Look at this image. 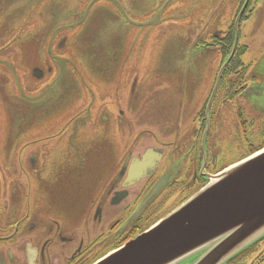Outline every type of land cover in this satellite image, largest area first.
<instances>
[{"label":"flooded vegetation","instance_id":"af4514ba","mask_svg":"<svg viewBox=\"0 0 264 264\" xmlns=\"http://www.w3.org/2000/svg\"><path fill=\"white\" fill-rule=\"evenodd\" d=\"M86 7L61 15L60 22L50 15L39 16L43 25L29 19L0 26V264H97L180 208L212 176L264 150V110L250 100L257 76L252 64L243 61L247 46L236 43V18L226 32L196 33L191 41L193 49L203 51L204 62H212L204 59L210 50L219 55L213 75L214 65L202 77L205 68L194 67V77L198 72L201 77L196 92L202 94L203 77L214 80L193 112L195 129H183L181 135L185 115L179 114L162 137L147 129L132 135L135 125L126 124L125 112L117 105L97 107L86 82L93 75L105 78L106 86L98 82L100 96L112 85L116 89L128 66L126 61L122 67L117 55L119 43L106 44V51L114 49L108 55L104 50L101 58L73 55L69 36L84 33L80 26L95 12ZM253 8L251 0L239 38ZM72 15L77 17L70 19ZM95 35L103 42L94 29L87 36ZM114 63L120 70L112 81ZM188 66L183 65L186 73ZM128 73L123 80H133V71ZM122 78L118 94L127 84ZM130 93H135L134 85ZM222 116L241 130L235 137L244 149L227 165L210 141L214 128L225 124ZM122 129L129 135L125 146ZM144 135H153L146 147L140 142ZM169 197L181 199L155 212L159 201ZM225 264H264V238Z\"/></svg>","mask_w":264,"mask_h":264},{"label":"rangeland","instance_id":"374dc122","mask_svg":"<svg viewBox=\"0 0 264 264\" xmlns=\"http://www.w3.org/2000/svg\"><path fill=\"white\" fill-rule=\"evenodd\" d=\"M119 1L0 0V26L3 24L17 25L20 21L27 22L29 19L39 20V24L43 25L45 21L40 17L50 15L55 16L60 22L61 15L65 13H73L86 6L85 9L91 11L90 8L93 7L95 12L92 13L88 24L86 22V25L81 24L82 26H80L81 29L85 28L86 34L84 32L80 33L78 37L69 36V42L74 46L73 55L79 57L85 54H96L101 58L108 46L119 43L121 47L118 49L117 55L122 59V67L127 61L128 66L125 65V73L129 74V71H133L134 80L128 76L123 80L122 77L125 73H122L116 81V89L112 85L110 90L101 92L104 96H100L98 88L101 85H107L104 84L106 79L96 75L91 76L93 78H87L86 82L95 92L96 106H108L109 104V108L113 109L114 105H117L125 112L126 124L135 125L134 131L131 132L132 135L147 129L162 137L167 134V129L177 122L179 114L185 115L184 124L180 128L181 135L183 129L194 130L196 125L193 112L198 110L197 107L201 105L212 89L211 86L214 82L212 75L215 73L217 66L215 64L219 60V55L217 51L210 50L204 59H210L212 62H204L203 51L196 46L193 49L191 41L196 33L203 35L207 31L208 35L213 36L215 32H226L234 24L235 18L237 20L246 2L244 0H177L167 5V0ZM75 17L77 16L72 15L69 18ZM236 26L237 22L235 23V32ZM92 29L104 36L103 42H100L101 38L98 35L88 39L87 35ZM240 32V38L239 32L237 34L238 40L247 46L243 61L247 65L252 64L251 71L257 76V80L253 84L255 96L250 97V100L258 110H264V0H254L253 14L242 22ZM89 46H94L96 51H92ZM113 49L110 48L105 54L108 55L109 51ZM86 51L88 52L86 53ZM129 59H132L131 65ZM188 63L193 66V69L188 66L189 72L186 73L183 65H188ZM117 64L114 63L110 69L111 72L113 71V76L110 78L112 81L120 70L117 68ZM195 65L205 68L201 72V77L206 73L207 68L214 65L211 77L207 79L203 77L202 87L199 86L202 88V94L195 91L196 87L201 84V80L198 82L201 78L200 72L196 78L194 77ZM93 70L98 73L95 68ZM120 78L127 84L123 83L122 91L118 94L116 90ZM100 80L102 84L98 86ZM133 85L135 93L131 94ZM79 95L80 93L70 100L71 103L78 101ZM86 96L87 102L89 95L86 94ZM222 118L225 124H222V127L219 126L218 129L214 128L210 141L214 150L217 151L219 159L222 158L223 164L227 165L237 161L244 154V149L241 148L238 141L239 135L237 138L235 137V134L241 130L232 127L231 118H227V121L224 116ZM123 130L122 138L123 146H125L124 139H128L129 135L126 132L124 134ZM43 131L45 133L47 130ZM152 136H141L140 142L145 144L144 147L148 143H153ZM123 152H126L125 148H123ZM180 199L174 200V197H169V200L159 201L155 212L161 210V205L167 203L172 206ZM168 210L166 209L161 214Z\"/></svg>","mask_w":264,"mask_h":264},{"label":"water","instance_id":"95a60500","mask_svg":"<svg viewBox=\"0 0 264 264\" xmlns=\"http://www.w3.org/2000/svg\"><path fill=\"white\" fill-rule=\"evenodd\" d=\"M263 238L264 150L212 176L180 208L97 264H225Z\"/></svg>","mask_w":264,"mask_h":264}]
</instances>
